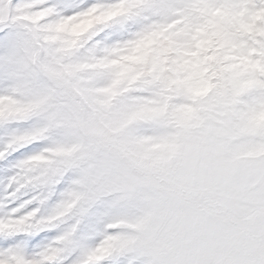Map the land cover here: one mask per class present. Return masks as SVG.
<instances>
[{
	"label": "snow or ice",
	"instance_id": "obj_1",
	"mask_svg": "<svg viewBox=\"0 0 264 264\" xmlns=\"http://www.w3.org/2000/svg\"><path fill=\"white\" fill-rule=\"evenodd\" d=\"M31 146L0 264H264V0H0V161Z\"/></svg>",
	"mask_w": 264,
	"mask_h": 264
},
{
	"label": "rangeland",
	"instance_id": "obj_2",
	"mask_svg": "<svg viewBox=\"0 0 264 264\" xmlns=\"http://www.w3.org/2000/svg\"><path fill=\"white\" fill-rule=\"evenodd\" d=\"M75 31V29H73ZM39 146H31L26 149H22L19 153H13L11 156L7 157L6 160L0 161V198L4 197L6 195L5 192V186L7 184L8 178L13 175V169L12 164L19 158H21L23 155H26L34 150V148ZM61 188L64 186L61 185ZM11 191V190H9ZM29 198L27 195L22 196L21 200ZM55 197L52 199V203L55 202ZM55 232H43L40 233L38 236H35L31 238L29 242V251L32 250V248L39 244L42 241H45L46 239H50L51 237L55 236Z\"/></svg>",
	"mask_w": 264,
	"mask_h": 264
}]
</instances>
